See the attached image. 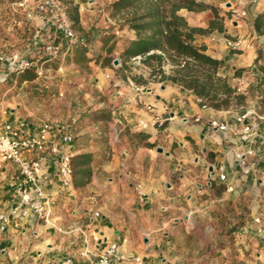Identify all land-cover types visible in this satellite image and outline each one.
Wrapping results in <instances>:
<instances>
[{
	"label": "crops",
	"instance_id": "0c3cea01",
	"mask_svg": "<svg viewBox=\"0 0 264 264\" xmlns=\"http://www.w3.org/2000/svg\"><path fill=\"white\" fill-rule=\"evenodd\" d=\"M196 1L209 7L179 14L202 30L194 34V44L223 61L218 76L234 95L241 91L244 105L216 109L202 97L203 109L200 96L181 84L149 81L139 84L148 90L141 94L130 79L113 76L106 86L113 88L106 106L112 108L113 132L104 150L92 145L87 150L75 136L72 145H64L65 127L50 124L37 174L55 204L47 223L12 214L21 200L20 168L13 162L0 168V216L7 220L0 219V264H57L67 258L87 264L81 257L87 246L97 256L112 243L122 264H192L182 254L207 253V241L206 249L195 250V238L203 240L208 232L223 246L218 253L229 257L217 264H264V0ZM228 41L240 42L238 49L229 48ZM252 107L256 115L239 124L238 116ZM13 111L6 117L0 110V134L10 124L29 139L38 137L45 122L27 123ZM212 121L227 130L211 128ZM247 125L257 135L242 142L237 131ZM249 149L254 154L247 157L246 173L237 158ZM69 152L94 156L93 175L84 187H76L75 177L71 188L63 187L60 163ZM220 172L227 175L226 184L219 181ZM185 237L188 251L180 244Z\"/></svg>",
	"mask_w": 264,
	"mask_h": 264
},
{
	"label": "rangeland",
	"instance_id": "374dc122",
	"mask_svg": "<svg viewBox=\"0 0 264 264\" xmlns=\"http://www.w3.org/2000/svg\"><path fill=\"white\" fill-rule=\"evenodd\" d=\"M42 1L0 0L1 113L7 117L12 109L17 119L27 123L35 120L63 125L76 139L83 140L81 144L85 149L90 150L92 145L104 150L113 132L112 108L106 107L113 89L112 85L106 86L113 82L112 77L119 76L126 83L130 79L137 85H148L149 81L159 84L164 83V76H176L180 67L169 59L168 54L162 55L165 59L162 65L157 61L148 62L144 56L140 61L123 56L138 36L123 26L132 13L122 12L118 16L111 9L116 0H61V12H41L38 6ZM63 11L76 36L84 39L83 43L71 46L57 30L56 22L64 21ZM76 13L79 15L77 23L70 17ZM49 45L59 46L61 51L51 54L47 50ZM84 48L87 54L82 58L80 54ZM153 53L161 54L158 51L150 54ZM26 60L32 63L31 69L37 75L30 83L21 81L25 70L17 69ZM240 98L233 93L222 108L244 105ZM220 99H226V96ZM206 100L212 106L211 100ZM99 132L103 133L101 138H98ZM207 234L203 240L200 236L195 238V250L206 249L204 241H207V253L183 252L186 259H193L192 264H217L229 259L218 253L223 247L218 239L211 232ZM180 244L185 251L189 250L188 237Z\"/></svg>",
	"mask_w": 264,
	"mask_h": 264
},
{
	"label": "trees",
	"instance_id": "16d2710c",
	"mask_svg": "<svg viewBox=\"0 0 264 264\" xmlns=\"http://www.w3.org/2000/svg\"><path fill=\"white\" fill-rule=\"evenodd\" d=\"M110 7L118 16L122 12L132 13L131 18L124 20L123 26L134 31L138 39L124 51L125 58L144 56L146 61H157L162 65V55L168 54L169 59L180 68L176 76H164V81H172L194 90L198 96L210 99L216 109L228 104L234 91L226 80L218 76V71L224 66L223 61L206 55L202 48L194 44V34L202 30L190 27L179 14L182 9L202 12L209 6L196 0H116ZM70 17L75 23L79 20L77 13L70 14ZM156 51L161 54H150ZM86 54L84 48L80 56L85 58ZM36 77L35 70L29 68L21 75V81L30 83ZM222 96H226V99H220ZM72 163L76 187L89 184L93 175V154L77 155L73 157Z\"/></svg>",
	"mask_w": 264,
	"mask_h": 264
},
{
	"label": "built area",
	"instance_id": "2783aa9c",
	"mask_svg": "<svg viewBox=\"0 0 264 264\" xmlns=\"http://www.w3.org/2000/svg\"><path fill=\"white\" fill-rule=\"evenodd\" d=\"M259 0H253L257 3ZM41 12L55 11L61 12L63 7L61 6V0H43L38 6ZM64 21L56 22L57 30L69 40L71 46H76L79 43H83L84 39H80L73 32L71 25L68 24V17L65 11H63ZM57 21V20H56ZM240 42L232 43L227 42L229 48L237 50ZM264 48V44H263ZM47 50L51 54H58L61 48L56 45H49ZM142 57H136L134 60L141 59ZM32 63L30 61H22L18 65V70L24 71L31 68ZM135 90L141 94L147 92V88L139 85L133 84ZM241 91H238L236 95H239ZM262 100V97L259 98ZM198 103L201 104L203 109H207V104L202 97H198ZM256 115L255 107L249 108L242 115L238 116L237 122L242 124L248 118L254 117ZM162 124V123H161ZM210 127L215 130L225 131L227 126L218 121L210 122ZM50 130V124L44 123L39 136L36 138L29 139L26 137L25 133L14 129L10 124L4 125V132L0 134V168L8 163L13 162L17 164L20 168V173L22 180L17 185L18 194L20 196V203L14 207L12 214L15 217L26 218L31 215H35L40 220L46 223L50 220L52 216V208L54 207V202L51 201L44 191L38 184L37 174L41 169L42 162L44 160V153L48 145V132ZM238 136L242 142H251L253 138L256 137L257 131L252 125L243 126L238 131ZM60 141L62 144L70 146L74 143L73 134L63 128ZM28 154H35L33 158H28ZM254 153L249 149L245 153H240L238 155V163L248 172V162L247 157L252 156ZM73 153L69 152L62 156L60 163V176L62 178L63 187L68 189L71 188L74 182V167H73ZM211 175H215V171L211 172ZM211 176V177H212ZM218 179L221 183H227V175L224 172L218 173ZM32 188L35 189V196H33ZM227 191L233 192L231 186L227 187ZM98 216V214H97ZM1 220H5L4 216H0ZM81 257L87 261V264H122L118 259V245L115 243L108 244L106 248L100 252L97 256L92 253V250L87 246L85 250L82 251ZM57 264H76L74 259L67 258L60 261Z\"/></svg>",
	"mask_w": 264,
	"mask_h": 264
},
{
	"label": "water",
	"instance_id": "95a60500",
	"mask_svg": "<svg viewBox=\"0 0 264 264\" xmlns=\"http://www.w3.org/2000/svg\"><path fill=\"white\" fill-rule=\"evenodd\" d=\"M117 63H118V61H115V64H117ZM158 151H159V152H163L162 149H158ZM210 171L213 172V169H210Z\"/></svg>",
	"mask_w": 264,
	"mask_h": 264
}]
</instances>
